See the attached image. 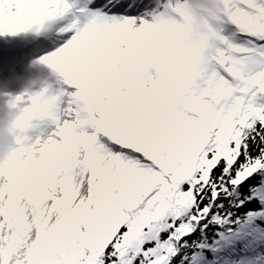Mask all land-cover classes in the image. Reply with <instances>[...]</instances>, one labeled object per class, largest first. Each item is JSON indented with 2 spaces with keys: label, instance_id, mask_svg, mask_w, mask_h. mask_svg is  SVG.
I'll return each mask as SVG.
<instances>
[{
  "label": "snow or ice",
  "instance_id": "snow-or-ice-1",
  "mask_svg": "<svg viewBox=\"0 0 264 264\" xmlns=\"http://www.w3.org/2000/svg\"><path fill=\"white\" fill-rule=\"evenodd\" d=\"M56 25L0 264H215L264 231V0H0V33Z\"/></svg>",
  "mask_w": 264,
  "mask_h": 264
},
{
  "label": "clouds",
  "instance_id": "clouds-1",
  "mask_svg": "<svg viewBox=\"0 0 264 264\" xmlns=\"http://www.w3.org/2000/svg\"><path fill=\"white\" fill-rule=\"evenodd\" d=\"M11 81L20 84L19 90L12 89ZM40 83L19 75L0 81V167L7 166L17 154L22 137L29 131L35 109L23 101L36 92L34 87Z\"/></svg>",
  "mask_w": 264,
  "mask_h": 264
},
{
  "label": "trees",
  "instance_id": "trees-1",
  "mask_svg": "<svg viewBox=\"0 0 264 264\" xmlns=\"http://www.w3.org/2000/svg\"><path fill=\"white\" fill-rule=\"evenodd\" d=\"M215 264H258L264 259V231L245 229L222 245Z\"/></svg>",
  "mask_w": 264,
  "mask_h": 264
},
{
  "label": "bare ground",
  "instance_id": "bare-ground-1",
  "mask_svg": "<svg viewBox=\"0 0 264 264\" xmlns=\"http://www.w3.org/2000/svg\"><path fill=\"white\" fill-rule=\"evenodd\" d=\"M7 33H8V36H6L7 34L6 33H3L2 35H0V57H5L6 58V52L5 51H3L4 49H2V47L3 46H6V47H8V46H10V45H12V46H14L16 43L15 42H13L11 39H10V37L11 36H13V35H15V34H17L18 32H15V33H12V32H8L7 30H5ZM4 32V31H3ZM30 40H27V41H25V43H27V42H29ZM4 58V59H5ZM45 80H47L48 81V79H45Z\"/></svg>",
  "mask_w": 264,
  "mask_h": 264
},
{
  "label": "rangeland",
  "instance_id": "rangeland-1",
  "mask_svg": "<svg viewBox=\"0 0 264 264\" xmlns=\"http://www.w3.org/2000/svg\"><path fill=\"white\" fill-rule=\"evenodd\" d=\"M42 67H43L45 74L47 73L49 84H51L54 89L56 87V84L54 83L56 78L52 75V70L47 65H44L43 63H42Z\"/></svg>",
  "mask_w": 264,
  "mask_h": 264
}]
</instances>
